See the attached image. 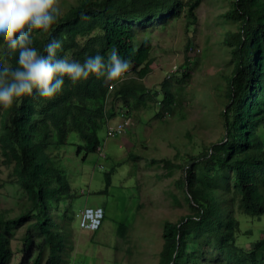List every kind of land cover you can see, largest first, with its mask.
<instances>
[{
  "label": "trees",
  "instance_id": "obj_1",
  "mask_svg": "<svg viewBox=\"0 0 264 264\" xmlns=\"http://www.w3.org/2000/svg\"><path fill=\"white\" fill-rule=\"evenodd\" d=\"M228 2L224 13L232 26L223 43L229 53L228 69L207 96L206 106L208 110L212 106V112L196 124L203 130L215 122L218 136L209 139L198 131L195 138L189 132L195 139L193 150L183 154L181 162L167 156L152 160L170 174L181 169L176 185L189 211L177 221L165 220L159 264H264V241L249 249L237 243L243 231L237 214L264 216V0ZM186 4L193 22L199 0H78L64 11L60 8L62 15L47 32L33 30L32 46L41 53L52 39L62 42L59 57L81 63L98 52L107 59L115 48L131 68L123 83L110 82L112 88L103 77L92 76L75 86L65 77L54 98L34 93L7 110L0 107V155L11 170L10 181L26 194L22 204L27 203L14 216L0 209V264H11L12 241L24 224L17 264H78L73 261L75 242L66 222L72 215L63 204L71 185L61 147L74 130L83 141L80 151H97L100 128L121 112L132 115L157 106L156 115L162 117L163 111L174 113L183 107L186 96L176 85L191 72H182L181 78L174 73L159 88L147 87L144 78L154 58L150 40H139L138 35L154 18L179 16ZM17 57L18 52L3 48L0 38V62L15 67ZM139 157L131 152L129 159L138 163ZM181 202L176 195L174 203ZM124 230L121 224L119 233L126 238Z\"/></svg>",
  "mask_w": 264,
  "mask_h": 264
},
{
  "label": "rangeland",
  "instance_id": "obj_2",
  "mask_svg": "<svg viewBox=\"0 0 264 264\" xmlns=\"http://www.w3.org/2000/svg\"><path fill=\"white\" fill-rule=\"evenodd\" d=\"M77 1L57 0V4L64 11ZM228 8V0H199L195 21L190 22L192 17H188L186 4L179 16L170 20L154 18L138 35L139 40H150V55L154 58L152 70L144 78L147 87L159 88L175 65L179 69L175 73L177 78H181L182 72H191L190 78L176 85L183 88L181 95L186 96L183 107L174 113L163 111L162 117L156 115L157 106L144 107L131 115L132 125L128 130L115 136L108 135L107 125L100 128L104 155L100 154L101 149L80 151L78 144L83 141L79 133L73 130L68 134L67 143L61 147V160L71 191L64 194L63 204L72 215L66 222L73 233L76 263L159 264L165 220L177 221L189 211L182 200V189L176 185L181 169L170 174L152 160L167 156L181 162V156L193 150L194 138H189V132L195 138L198 131L209 139L217 138L219 129L215 122L203 130L196 129L199 126L196 124L205 122L203 117L208 116L209 110L212 112V106L209 110L206 106L207 96L215 89L220 74L228 69L225 60L229 53L223 44L226 30L232 26L224 13ZM187 46L194 49L188 51ZM214 118L218 120L217 116ZM118 119L117 116L109 123ZM131 152L140 156L138 163L129 159ZM10 172L0 155V209L14 216L27 203L22 204L26 194L10 181ZM174 195L181 198V204L174 203ZM98 205L105 209L101 227L94 231L83 228L81 211ZM237 215L243 228L237 243L242 248L249 249L254 243L264 241V216L258 219L241 212ZM121 224L126 238L119 233ZM26 225L16 230L11 264L20 260Z\"/></svg>",
  "mask_w": 264,
  "mask_h": 264
},
{
  "label": "clouds",
  "instance_id": "obj_3",
  "mask_svg": "<svg viewBox=\"0 0 264 264\" xmlns=\"http://www.w3.org/2000/svg\"><path fill=\"white\" fill-rule=\"evenodd\" d=\"M61 15L57 0H0V38L3 48L8 53L18 52L15 67L0 62V107L3 109L11 108L18 99L34 93L42 98H54L62 91L65 77L73 86L92 76L97 79L103 77L109 82H124V74L129 71L131 64L121 59L115 48L110 50L107 59L98 52L94 56H87L81 63L57 55L58 50L62 49L60 40L52 39L45 45L43 53L32 46L33 30L47 32ZM176 71L170 72L167 78ZM126 115L132 119L131 115ZM118 118L120 120L121 114ZM101 225L91 230H98Z\"/></svg>",
  "mask_w": 264,
  "mask_h": 264
},
{
  "label": "built area",
  "instance_id": "obj_4",
  "mask_svg": "<svg viewBox=\"0 0 264 264\" xmlns=\"http://www.w3.org/2000/svg\"><path fill=\"white\" fill-rule=\"evenodd\" d=\"M177 66L172 68L171 72L176 71ZM129 72V71H128ZM126 76V73L124 74ZM109 87H113V83H108ZM132 123V119L125 112H121V118L114 124H108L107 133L108 135L115 136L122 134L127 131ZM100 149V148H99ZM104 152L101 150V155ZM104 218V209L101 206H88L81 212V225L88 229H97Z\"/></svg>",
  "mask_w": 264,
  "mask_h": 264
},
{
  "label": "bare ground",
  "instance_id": "obj_5",
  "mask_svg": "<svg viewBox=\"0 0 264 264\" xmlns=\"http://www.w3.org/2000/svg\"><path fill=\"white\" fill-rule=\"evenodd\" d=\"M121 114V113H120Z\"/></svg>",
  "mask_w": 264,
  "mask_h": 264
}]
</instances>
